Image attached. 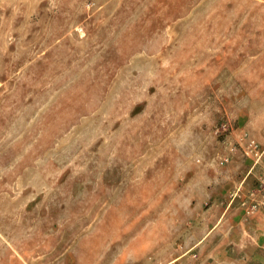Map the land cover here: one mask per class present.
I'll return each instance as SVG.
<instances>
[{
	"label": "rangeland",
	"instance_id": "374dc122",
	"mask_svg": "<svg viewBox=\"0 0 264 264\" xmlns=\"http://www.w3.org/2000/svg\"><path fill=\"white\" fill-rule=\"evenodd\" d=\"M0 264H264V0H0Z\"/></svg>",
	"mask_w": 264,
	"mask_h": 264
},
{
	"label": "built area",
	"instance_id": "2783aa9c",
	"mask_svg": "<svg viewBox=\"0 0 264 264\" xmlns=\"http://www.w3.org/2000/svg\"><path fill=\"white\" fill-rule=\"evenodd\" d=\"M245 154L247 156L253 154L257 158V160H260L261 157L263 156V152H260V150L258 149V146L256 145V143L254 141L249 142V144L246 148ZM224 162L228 163L229 159L228 158L225 159Z\"/></svg>",
	"mask_w": 264,
	"mask_h": 264
},
{
	"label": "crops",
	"instance_id": "0c3cea01",
	"mask_svg": "<svg viewBox=\"0 0 264 264\" xmlns=\"http://www.w3.org/2000/svg\"><path fill=\"white\" fill-rule=\"evenodd\" d=\"M225 213H227V211H226ZM225 217H226V214L224 215V218H225ZM211 232H212V231H211ZM200 246H201V243L198 242V243L194 244V245L191 247V249L194 250V249H196V248H199Z\"/></svg>",
	"mask_w": 264,
	"mask_h": 264
}]
</instances>
